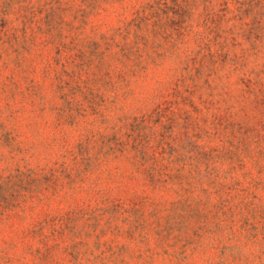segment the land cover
<instances>
[{"label": "rangeland", "instance_id": "obj_1", "mask_svg": "<svg viewBox=\"0 0 264 264\" xmlns=\"http://www.w3.org/2000/svg\"><path fill=\"white\" fill-rule=\"evenodd\" d=\"M0 0V264H264V0Z\"/></svg>", "mask_w": 264, "mask_h": 264}, {"label": "trees", "instance_id": "obj_2", "mask_svg": "<svg viewBox=\"0 0 264 264\" xmlns=\"http://www.w3.org/2000/svg\"><path fill=\"white\" fill-rule=\"evenodd\" d=\"M161 0H148L147 4L144 6L145 9L153 10L160 3Z\"/></svg>", "mask_w": 264, "mask_h": 264}]
</instances>
